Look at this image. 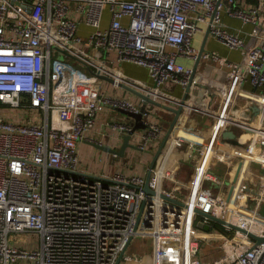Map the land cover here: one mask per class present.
I'll list each match as a JSON object with an SVG mask.
<instances>
[{"label": "built area", "instance_id": "built-area-1", "mask_svg": "<svg viewBox=\"0 0 264 264\" xmlns=\"http://www.w3.org/2000/svg\"><path fill=\"white\" fill-rule=\"evenodd\" d=\"M237 2L0 0V264H201L199 240L210 234L221 237V252L205 264H264V239H256L264 237V92L256 91L264 90V36L256 34L248 46L222 20L226 12L264 29V10ZM205 27L243 55L237 62L202 51L200 59L228 69L221 87L193 72L195 37ZM120 62L148 68L151 87L126 77ZM92 71L112 77L115 86L125 83L162 103L182 105L186 114L211 118L207 129L194 125L187 140L193 171L183 197L165 184L174 179L168 157L178 139L172 135L151 168L153 194L137 172L93 175L80 167L79 142L93 140L99 113L107 106L139 112L141 105L104 93L102 78ZM171 81L183 91L188 87L183 104L182 97L164 93ZM214 90L217 107L200 108L196 93L210 104ZM150 113L142 115L145 126L131 133L142 152L158 146L165 133ZM111 127L128 133L133 125L118 120ZM226 130L237 140L225 137ZM217 158L234 166L230 179L214 171ZM240 198H250L251 208ZM197 210L222 219V232L199 229L197 220L210 226L213 220ZM11 233L29 238L11 242ZM135 236L148 241V250L128 251Z\"/></svg>", "mask_w": 264, "mask_h": 264}, {"label": "crops", "instance_id": "crops-1", "mask_svg": "<svg viewBox=\"0 0 264 264\" xmlns=\"http://www.w3.org/2000/svg\"><path fill=\"white\" fill-rule=\"evenodd\" d=\"M237 5L244 7L250 5H259L260 8L264 10V0H238ZM222 20L228 26L229 29L238 30L241 35L245 38L248 46L254 43V41L256 40V34L264 36V29L257 28L251 23H243L239 18L233 17L227 14L226 12L222 13ZM81 29L83 32H87L88 30L85 25H82ZM206 29L207 28L205 27L195 37V44L199 48L201 46ZM220 43L221 42L218 41L215 37H213L211 34H208L205 43V50H215L218 51L223 57H227L232 61H242L243 55L239 50L227 48L221 45ZM89 52H91L92 54L95 53L92 48H89ZM95 59H97V56L95 57ZM108 65L109 69H112L113 65ZM118 67L121 68L125 76L130 78L134 83H138V85L139 83H142L143 85H145V87H151L152 80L149 75L148 68L130 62L118 63ZM227 70L228 69L226 67H223L222 65L218 64V62L204 59H200L196 66V71H199L209 77L210 84L213 87H221L225 83V81L227 80ZM250 87V85H246V88ZM101 88L102 91H104V93L106 94L116 97H125L134 101V103L136 104H141V98L138 95L132 93L130 90L122 86L113 85L111 81L101 79ZM163 88L164 93L171 94L172 99H179L184 93L183 88L178 83L173 81L169 82L167 85H164ZM256 91H260L262 93L264 92V90L262 89H258ZM213 93L215 94L214 103L202 104L200 101V94L197 92L195 96L196 104L200 108H209L210 110H214L218 105L220 94L215 93V90ZM166 104L171 105L169 103ZM147 108L150 109V117L152 119L158 120L166 131L167 126L174 115V112L163 106H156L153 104H148ZM118 120L130 122L132 125H134L136 121L130 115L126 114L125 112H122L118 108H114L111 106H107L103 112L99 113L96 118L94 127L91 129V132L89 134L93 140H87L83 138L79 142L80 167L82 169L90 171L93 175L101 173L106 174L112 172L113 170H122L126 173L137 172L146 177V173L149 169V163L151 161L153 151L157 148V145L147 150V152H142L138 150L137 147H127L124 152V155L122 156L116 154L115 152L102 150L93 145V143H101L103 145L119 149L122 144L123 135L125 133L120 132L117 129H113L111 127V123ZM211 122L212 120L209 116L203 115L199 112L191 114H186L182 112L173 128L171 135L176 137L178 139V142L175 148L170 152L168 162L169 165L174 169V179L166 180L165 184L169 189L175 188L176 191L174 192L179 198L183 197V195L186 193V183L191 177L193 171V165L191 161L192 159L187 154V140L191 136V130L196 124H200L202 127L207 129ZM130 140L131 143L136 146V138L134 137ZM231 141L234 142L232 139ZM132 148L135 149V151L131 150ZM149 151L151 153H149ZM229 164L230 162L228 160L217 158L214 163V168L218 166L219 170L217 171L222 176H225L230 179L233 176L234 166L232 167ZM239 201H241V205L248 208H251L253 204L250 198L243 200L240 198ZM198 218H201V216H198ZM197 227L199 229L205 230V232L208 233L222 232L223 230V226L221 225V223L215 220H213L212 226H209L208 229H204L203 227L199 226ZM203 240L206 244H208L210 240L217 241V246L215 247L213 245L214 249L218 250L216 257L212 258L210 255H206L204 257V260L212 261L220 255L221 251L219 249V243L221 241V237H219V235L213 236V234H210L208 239ZM210 258L211 260H208Z\"/></svg>", "mask_w": 264, "mask_h": 264}, {"label": "water", "instance_id": "water-1", "mask_svg": "<svg viewBox=\"0 0 264 264\" xmlns=\"http://www.w3.org/2000/svg\"><path fill=\"white\" fill-rule=\"evenodd\" d=\"M208 34H209V29L207 28L206 31H205V34H204V37H203V40H202V43H201V46L199 48V54H198V58L197 60L195 61L194 65H193V72L196 70V66L198 64V61L200 59V55L202 53V51L205 49V43H206V40H207V37H208ZM71 56V55H70ZM95 75H97L99 78H102V79H106L108 81H111L113 82V78L108 76V75H102V74H99L97 73L96 71H92ZM120 86L130 90L132 93L138 95L140 98H141V105H140V110L139 112H132V111H128V110H125L123 108H118L119 110H121L122 112H125L126 114L130 115L131 117H133L136 121L133 125V128L128 132V133H125L123 135V140H122V144L120 146L119 149H115V148H112L110 146H107V145H103L101 143H93L94 146L102 149V150H106V151H109V152H115L116 154L122 156L124 155V152L126 150L127 147H133L135 148L136 146L131 143L130 141V138H131V133L135 130V129H139V128H143L145 126L143 120H142V115L143 113H147L149 112V109L147 108V105L148 104H153V105H156V106H163L169 110H171L172 112H174V115L172 117V119L170 120L168 126H167V129L161 139V141L159 142L155 152L153 153L152 155V158H151V161L149 163V169L146 173V182H145V185H144V190L148 193V194H153L155 191L150 188L148 186V181H149V178H150V175H151V168L154 167V165L156 164L157 162V159L158 157L160 156L168 138L170 137L172 131H173V128L180 116V114L182 113V105H178V106H171V105H168V104H164L154 98H152L149 94L147 93H144L140 90H138L137 88L135 87H132L130 85H127L125 83H121ZM187 90H188V87L186 88V91H184L183 95H182V98H181V103L183 104L186 100V97H187ZM252 109L253 110H257V107L256 106H252ZM224 136L227 137V138H230L232 139L233 141H236L237 140V135L236 133H234L233 130H226L223 132ZM161 196L163 198H166L168 200H171L173 202H175L176 204H183L182 201H179L178 199H175V198H172V197H169L167 195H164V194H161ZM145 203V199H143V202H142V205H144ZM197 212L199 214H202V215H207L209 218H211L212 220H215V221H218V222H223L222 219L218 218V217H215V216H212L210 215L209 213H204L202 212L201 210H197ZM197 226L199 227H203L204 229H208L209 228V224L208 223H203L202 221H197ZM233 226V225H231ZM256 237V236H255ZM132 238H130L126 244V247L128 246V244L130 243ZM256 239L258 241H261L264 239V237H256Z\"/></svg>", "mask_w": 264, "mask_h": 264}, {"label": "rangeland", "instance_id": "rangeland-1", "mask_svg": "<svg viewBox=\"0 0 264 264\" xmlns=\"http://www.w3.org/2000/svg\"><path fill=\"white\" fill-rule=\"evenodd\" d=\"M104 21H105V19H104ZM103 24H104V22H103ZM220 44L225 46V47H227V48H229L227 45L223 44L222 42ZM66 58L68 60H70L71 62H75V60L73 58H71V57H66ZM97 61H99L102 64H107V60H102L101 59V60H97ZM120 63H122V62H120ZM162 109H164V108H162ZM131 150L135 151V149H133V148ZM155 150L153 151V153L155 152ZM149 153H151V152L149 151ZM217 170H219L218 166L216 168H214V171H217ZM262 212L264 213V207H263V211ZM28 238L29 237L27 235L21 234V233L20 234L11 233V235H10L11 242H19V241H22V240L24 241V240H27ZM199 241H200V249H201L200 252H199V258L201 259V264H205L206 260H204L205 259L204 257L206 255H210L212 258L216 257L218 250H215L213 245L216 247L217 246V241L210 240L208 242V244H206L205 241L202 240V239L199 240ZM147 243H148V241L144 242L142 237L135 236V237H133V239H132V241H131V243L129 245L128 251L133 252V251H136L137 249H140L141 251L148 250V246L149 245ZM144 244H146V245H144ZM208 260H211V258L208 259Z\"/></svg>", "mask_w": 264, "mask_h": 264}]
</instances>
